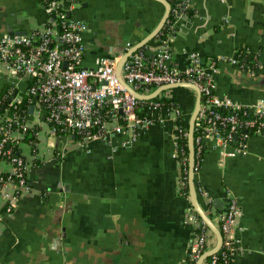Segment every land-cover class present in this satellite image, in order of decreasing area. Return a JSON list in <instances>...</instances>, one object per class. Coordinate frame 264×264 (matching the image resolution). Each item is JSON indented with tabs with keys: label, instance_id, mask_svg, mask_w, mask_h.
<instances>
[{
	"label": "crops",
	"instance_id": "obj_1",
	"mask_svg": "<svg viewBox=\"0 0 264 264\" xmlns=\"http://www.w3.org/2000/svg\"><path fill=\"white\" fill-rule=\"evenodd\" d=\"M77 2L71 16L89 28L83 67H91L96 56L121 55L128 41L152 32L164 13L156 0ZM183 2L172 63L183 67L193 51L204 62L218 59L220 96L245 104L264 99V0ZM46 19L39 0H0V33L28 32ZM240 48L260 51L253 72L229 62ZM184 93L179 104L189 116L195 94ZM173 134L169 125H154L129 145H123L125 136L114 135L83 146L70 137L51 140L39 133L40 162L29 172L30 192L10 214H1L0 202V264H195L188 257L191 233L183 221L189 199L178 193ZM23 150L28 157L27 145ZM57 151L61 157L54 156ZM195 181L210 195L211 207L198 193L197 198L216 225L227 190L239 198L240 250L233 264H264V135H251L246 153L232 156L207 141Z\"/></svg>",
	"mask_w": 264,
	"mask_h": 264
},
{
	"label": "built area",
	"instance_id": "obj_2",
	"mask_svg": "<svg viewBox=\"0 0 264 264\" xmlns=\"http://www.w3.org/2000/svg\"><path fill=\"white\" fill-rule=\"evenodd\" d=\"M167 1L170 13L153 39L156 45L152 47L148 42L129 54L122 65L121 77L140 94L151 93L164 84L192 83L200 91L193 130L194 153L195 150L205 152L207 141H213V147L221 155L246 153L247 139L251 135H264V99L245 104L220 96L215 89L218 59L204 62L199 53L193 51L187 53L183 67L172 63L171 42L185 3ZM39 2L47 17L43 27L25 34L0 33V73L6 87L4 91H1L3 86L0 88L1 214H10L19 197L30 192L29 172L40 161L37 139L41 132L51 140L73 134L75 139L72 140L83 146L93 140L110 141L114 135H123L126 138L123 145H129L150 127L169 125L175 133L172 158L177 162V188L182 195L181 188L186 181L182 169L187 158L180 157L177 142L180 137L187 138V129L175 122L179 117L185 120V114L173 90H164L152 99L135 98L118 80V56H96L91 67H83L84 34L89 28L87 22L71 16L78 6L77 0ZM130 47L126 43V49ZM259 53L256 52L255 62ZM229 62L253 72L248 62L242 63L236 57ZM29 130L35 140L23 141ZM58 132L64 134L58 135ZM8 141L13 144L3 149ZM24 144L28 147V157ZM54 156L62 154L57 151ZM198 170L199 167L194 166L195 176ZM195 185L196 192L211 207L209 193L199 183ZM226 197V211L216 216L222 243L204 264H233V256L240 250V240L235 233L242 209L234 193L227 190ZM183 223L191 233L188 257L195 262L214 245V235L191 205L186 209Z\"/></svg>",
	"mask_w": 264,
	"mask_h": 264
},
{
	"label": "water",
	"instance_id": "obj_3",
	"mask_svg": "<svg viewBox=\"0 0 264 264\" xmlns=\"http://www.w3.org/2000/svg\"><path fill=\"white\" fill-rule=\"evenodd\" d=\"M156 1L160 2L164 6V13H163V16L161 17V20L159 21L157 27L152 32H150L147 36H145L144 38L139 39L137 41H128L127 43H129L131 47L129 49H126V51H123L121 55H116L119 57V61H118L117 66H116V75L118 77L119 82L126 88V90L131 95H133L135 98L141 99V100L152 99L164 90H167V89L175 90V89H178L180 87L189 88L195 94V101H194L193 109L190 112V114L188 116V121H187V123H188V128H187V146H188V171H187V174H188V178L187 179H188V190H189L188 199H189L190 205L192 206L194 211L198 214L201 221L208 227V229L214 235V240H215L214 245L212 247H210L209 249H207L206 251H204L196 260L195 264H202L207 257L211 256L212 254H214L218 251V249L220 248L221 243H222V235H221V232H220L218 226L216 225V223L209 218V216L206 214L205 210L201 207V205L198 201L197 192H196V185H195L196 181H195V175H194L195 153H194V143H193V130H194L195 117H196L198 109H199L200 91H199L198 87H196L192 83L177 82V83H170V84L161 85V86L155 88L151 93H148V94H140V93H137L136 91H134L121 77L122 65L124 64L125 60L129 56V54H131L136 48L141 47L142 45L152 41L157 36V34L162 30L166 20L169 17L170 3L167 0H156ZM7 31L11 33L10 29H7ZM12 33L25 34L26 31H18V32H12ZM240 72L238 71L236 73L240 74V75L241 74L246 75L247 77L251 78L252 81H256V79H257V77H255L256 75H254L253 73H249L248 71H246V72L240 71ZM32 108H33L32 106L29 108V112L32 111ZM70 137L73 140L75 139V135H73V134L70 135ZM215 201H213V202L215 203ZM227 204H228V201H227ZM227 204H226V208L224 210H221L219 214H223L226 211Z\"/></svg>",
	"mask_w": 264,
	"mask_h": 264
},
{
	"label": "trees",
	"instance_id": "obj_4",
	"mask_svg": "<svg viewBox=\"0 0 264 264\" xmlns=\"http://www.w3.org/2000/svg\"><path fill=\"white\" fill-rule=\"evenodd\" d=\"M165 31V30H164ZM167 31H165L166 33ZM171 34H173L171 32ZM161 36V35H160ZM165 37V34L162 35V38ZM236 58L244 63V62H248L250 64V66L254 67L255 66V59L254 57L256 56V51L251 50L249 48H240L236 50ZM6 87L3 86V88L1 89V91H4ZM174 94V97L176 98L177 93L174 92V90L172 91ZM177 100V98H176ZM179 100V99H178ZM177 100V102H179ZM185 120L181 119V117H179L175 122L176 124L180 125V126H185V129L188 128V115H185ZM64 134V132H58V135ZM23 141H31V140H35L34 134L32 132V130L27 131L24 139H22ZM13 143L12 142H7L4 144L3 149L9 148V146H11ZM177 147L178 149H180V157H185L187 158V161L185 162V165H183V173L186 177V181H185V185L181 188V196L185 197L188 199V194H189V190H188V180H187V171H188V146H187V138L186 137H180L178 142H177ZM14 151H16V144H15V149ZM204 155V151L202 153H197L195 150V167H199L201 165V160L202 157ZM3 157H0V159H2ZM40 162V161H39ZM38 162V163H39ZM28 181L30 182V179H28ZM197 183V182H196ZM198 184V183H197ZM190 205V203H189ZM188 228V227H187Z\"/></svg>",
	"mask_w": 264,
	"mask_h": 264
},
{
	"label": "rangeland",
	"instance_id": "obj_5",
	"mask_svg": "<svg viewBox=\"0 0 264 264\" xmlns=\"http://www.w3.org/2000/svg\"><path fill=\"white\" fill-rule=\"evenodd\" d=\"M178 89H179V90H178ZM178 89H175L174 92H177V90L180 91L179 95H180V97L183 98V103H184V101H185V95H184L185 93H184V92H185V91H190V89H189V88H184V87H180V88H178ZM179 95H178V94L176 95L177 100L180 99ZM178 101H179V100H178ZM184 113H185V112H184ZM185 114H186V113H185Z\"/></svg>",
	"mask_w": 264,
	"mask_h": 264
}]
</instances>
